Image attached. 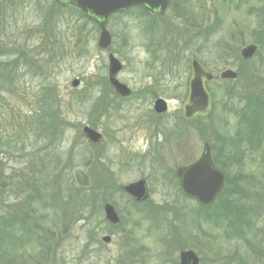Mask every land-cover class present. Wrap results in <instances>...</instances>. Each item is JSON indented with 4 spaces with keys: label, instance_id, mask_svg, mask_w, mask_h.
<instances>
[{
    "label": "rangeland",
    "instance_id": "obj_1",
    "mask_svg": "<svg viewBox=\"0 0 264 264\" xmlns=\"http://www.w3.org/2000/svg\"><path fill=\"white\" fill-rule=\"evenodd\" d=\"M263 8L264 0H170L160 17L136 9L118 13L107 24L112 47L106 52L97 46L98 27L70 7L0 0V65L9 64L10 75L0 83V214L30 202L22 211L32 229L17 225L7 232L5 264H172L184 249L200 264H264L263 149L244 144L239 163L227 168L233 180L252 178L238 183L247 196L235 211L242 220L238 235L223 221H196L199 205L180 194L173 174L199 158L204 143H216L218 151L216 141L233 135L245 86L264 92ZM248 45L258 50L243 60ZM110 53L123 66L116 79L133 94L160 79L166 114L155 115L152 101L135 97L101 106L103 89L110 91ZM192 61L215 76L206 85L214 93L207 90L210 106L197 115L213 120V137L186 123L198 117H184ZM226 70L238 74L236 82L226 81L235 91L228 99L218 79ZM74 80L80 85L72 88ZM45 110L51 125L39 137L38 114ZM84 126L102 141L91 144ZM139 180L146 181L149 198L133 206L123 188ZM105 203L123 225L105 221ZM179 214H186L182 224ZM105 236L110 243L102 242Z\"/></svg>",
    "mask_w": 264,
    "mask_h": 264
},
{
    "label": "water",
    "instance_id": "obj_2",
    "mask_svg": "<svg viewBox=\"0 0 264 264\" xmlns=\"http://www.w3.org/2000/svg\"><path fill=\"white\" fill-rule=\"evenodd\" d=\"M57 5L62 7L72 6L78 9L90 21L99 25L100 34L98 37L97 46L99 50H108L111 46V36L106 29L108 18L115 14L128 10L131 7H141L144 11L163 15L165 9L168 7V0H54ZM257 52V46L248 45L243 47L240 52V57L243 60H249L254 57ZM109 81L116 89L118 94L129 96L130 91L126 86L120 84L116 80V73H118L122 66L119 61L109 55ZM192 69L194 73L193 80L190 83V101L189 105L185 107V117L188 119L196 113L205 112L208 107V96L204 90L202 78L206 81L212 79V75L207 74L198 64L197 61L192 62ZM237 74L234 71H223L219 78L221 80H235ZM73 88L79 86V81L74 80L71 83ZM154 111L157 114H163L167 111L166 103L162 100L155 102ZM83 134L91 143L98 144L101 141V136L90 129L83 128ZM200 157L191 165L181 167L176 171L178 184L186 197L196 200L201 206L208 207L212 205L222 194L225 187V176L218 171L214 165L211 149L208 144L203 145ZM124 192L134 199L136 203L144 202L148 199V191L146 183L141 180L137 183L129 184L124 187ZM105 220L115 226L119 225L120 218L115 209L110 204L103 206ZM105 244L110 242V237L102 238ZM177 264H199L197 255L191 250L182 251L178 255Z\"/></svg>",
    "mask_w": 264,
    "mask_h": 264
},
{
    "label": "trees",
    "instance_id": "obj_3",
    "mask_svg": "<svg viewBox=\"0 0 264 264\" xmlns=\"http://www.w3.org/2000/svg\"><path fill=\"white\" fill-rule=\"evenodd\" d=\"M171 5H173L172 2ZM138 11L143 13L141 9H139ZM263 11L264 8L261 10V12L263 13ZM74 12L78 14L80 18H83V16L79 14L77 10L74 9ZM7 65L9 64H3V66L0 65V83L9 82L10 75ZM222 83H223L221 88L222 97L226 96L227 97L226 99L233 97L235 91L228 89L227 85H229V82L227 83L224 81ZM257 89L259 90L258 86L255 89H251V91L248 86H245V88H243L244 93L241 96V99H243L244 103H245L246 95L248 96L246 97V104H241L242 106L238 108L239 110L236 113L237 123L235 129H233L234 130L233 135L227 132V135L226 136L222 135L219 141L216 139L217 140L216 142L219 143L218 151H216L217 149L216 143H213L212 145V150H213L212 155H213L214 163L226 175V188L223 191L224 193L214 206L210 208L199 207L197 213H195L196 221L208 222L211 223L212 226L215 225V223L217 224L218 222L223 221L222 223L229 225L230 228L231 227L234 228L233 234L235 233L236 235H238V229H239L236 227H238V225L242 222V220L240 219L241 215L237 214L235 211H237L238 208L243 206V205H239L238 202L247 198V196L243 195L244 192L243 190H245V187L244 186L242 187L241 185L250 184L252 182L251 180L252 178L249 176L240 175L237 178H234L233 180V178L230 176L228 172V169L234 163H239L240 161L239 154L244 153L245 150L243 149V145L246 143L250 145L248 149L251 150L263 149L260 150V152L263 153L260 159L262 161L261 165L264 168V92H259L257 91ZM210 93L213 96L214 93L212 90H210ZM107 103H108L107 100L102 99L101 106L105 108V105H107ZM38 116H39L38 136L42 137V135L45 134V130L49 131L50 129L51 122L49 121L50 120L49 118L51 117H49L46 110H45V114L39 112ZM35 123H37V121H35ZM186 123H190L189 125H191L194 129H197L198 132L203 135V138L213 137L214 135L212 131L214 130V124L211 118H207L204 122V120L201 117H198L196 118V120L193 121L191 120L188 122L186 121ZM90 124L93 125V123L91 122ZM41 129H45L44 132H42ZM217 133H219V131ZM261 174H262L261 176L264 177V172H262ZM231 180H233L234 183ZM238 183H240L241 185H238ZM37 190L38 188L35 187L33 191L35 192L34 195L35 197H39V195H41L40 191ZM256 197L258 198L259 195L257 194ZM254 201H255V197H254ZM131 204L133 206H136L132 202ZM255 205H256V201H255ZM30 206H31L30 202H28L22 205L21 209L16 206L17 208L15 209V212H13L14 209L12 210V212L7 209L6 213L8 215L0 214V258L2 260L4 256V252H3L4 240L10 237L7 236V232L11 228L13 229L15 226L17 227V225H20L22 230H25L28 233L32 231V229H30L29 227L30 226V223L28 222L29 217L26 216L22 211L23 208L29 209ZM249 212H251V210ZM249 212L245 213L246 219L250 215ZM154 215L155 214H152L150 216L155 219L157 216ZM157 215H161L160 212ZM184 216H186V214H184ZM184 216L181 214L178 215V218L181 217V219L178 220L179 223L181 220V224H182ZM243 216L244 215H242V217ZM121 225H123V221H121L120 226ZM34 228H36V221L34 222ZM29 235L30 234H28V236L26 237L27 239L29 238ZM166 243H167L166 245L167 250L168 251L170 250L171 253L173 249L172 245H175L174 240H170ZM1 264H5L4 260L3 263L1 262ZM172 264H176V263L173 261Z\"/></svg>",
    "mask_w": 264,
    "mask_h": 264
},
{
    "label": "flooded vegetation",
    "instance_id": "obj_4",
    "mask_svg": "<svg viewBox=\"0 0 264 264\" xmlns=\"http://www.w3.org/2000/svg\"><path fill=\"white\" fill-rule=\"evenodd\" d=\"M53 1V0H52ZM54 2V1H53ZM111 54V53H110ZM109 55V54H108ZM123 69V68H122ZM122 69L117 73L116 77L120 74V72L122 71ZM118 80V79H117ZM107 84L109 86V92H104V89H103V98L104 100H108V101H113V100H117V101H128V100H131L135 97V99L137 100H143V99H147L149 101H152L153 102V108H152V112L157 115V116H163L164 114L160 115V114H157L155 113L154 111V104L155 102L159 101V100H162L163 102L165 100L162 99V96H163V91H165V87L164 85L160 82V79H156L153 81L152 84H149L147 86H143L142 88H140L139 91V94L138 96L136 94H133V91L128 88V90L130 91V95L129 96H123V95H120L118 94V92L116 91V89L113 87V85L110 83L109 81V74H108V78H107ZM106 86V85H105ZM107 88V87H105ZM110 92H112L114 95H110ZM141 93V95H140ZM172 137H174V134H171ZM179 136L177 135L176 138H178ZM180 139V138H179ZM145 183L146 181L143 180ZM146 187H147V190H148V185L146 183ZM149 193V191H148Z\"/></svg>",
    "mask_w": 264,
    "mask_h": 264
}]
</instances>
